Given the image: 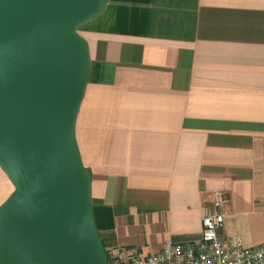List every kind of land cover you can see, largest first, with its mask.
<instances>
[{
    "label": "crops",
    "instance_id": "crops-1",
    "mask_svg": "<svg viewBox=\"0 0 264 264\" xmlns=\"http://www.w3.org/2000/svg\"><path fill=\"white\" fill-rule=\"evenodd\" d=\"M89 65L74 122L103 247L140 256L218 234L264 240V0H107L77 28ZM13 185L0 169V205Z\"/></svg>",
    "mask_w": 264,
    "mask_h": 264
},
{
    "label": "water",
    "instance_id": "water-1",
    "mask_svg": "<svg viewBox=\"0 0 264 264\" xmlns=\"http://www.w3.org/2000/svg\"><path fill=\"white\" fill-rule=\"evenodd\" d=\"M107 0H0V264H106L74 122Z\"/></svg>",
    "mask_w": 264,
    "mask_h": 264
},
{
    "label": "built area",
    "instance_id": "built-area-1",
    "mask_svg": "<svg viewBox=\"0 0 264 264\" xmlns=\"http://www.w3.org/2000/svg\"><path fill=\"white\" fill-rule=\"evenodd\" d=\"M226 201L215 191L202 208L199 237L194 240L165 241L159 250L140 256L133 248L109 245L104 248L106 264H264V240L244 246L236 235L218 234Z\"/></svg>",
    "mask_w": 264,
    "mask_h": 264
}]
</instances>
